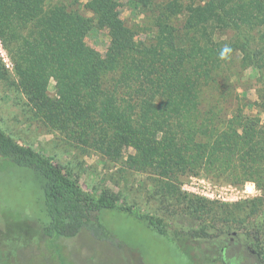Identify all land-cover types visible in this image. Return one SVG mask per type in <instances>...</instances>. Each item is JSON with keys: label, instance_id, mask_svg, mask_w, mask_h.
<instances>
[{"label": "trees", "instance_id": "1", "mask_svg": "<svg viewBox=\"0 0 264 264\" xmlns=\"http://www.w3.org/2000/svg\"><path fill=\"white\" fill-rule=\"evenodd\" d=\"M126 1L132 24L121 18L119 0H0V38L18 44L14 55L27 66L17 72L31 90L44 94L54 78L58 98H47L44 108L59 106L57 115L77 125L79 136L105 146L109 156L120 141L133 147L138 156L129 157L130 166L141 173L163 178L203 166L236 182H255L262 193L253 201L255 215L264 208V126L243 110L227 119L213 107L223 98L219 90L230 92L233 73L225 64L232 55H241V68L264 69V0ZM92 31L107 32L103 55L85 42ZM0 159L36 177L49 242L99 229L108 212L140 220L167 240L201 237L174 231L105 191L84 189L49 157L1 129ZM243 247L225 242L209 261L264 264Z\"/></svg>", "mask_w": 264, "mask_h": 264}, {"label": "rangeland", "instance_id": "2", "mask_svg": "<svg viewBox=\"0 0 264 264\" xmlns=\"http://www.w3.org/2000/svg\"><path fill=\"white\" fill-rule=\"evenodd\" d=\"M119 3L121 18L132 24V9L126 0ZM85 42L102 55L109 45L106 31H92ZM17 45H6L0 38V129L49 157L84 189L105 191L119 203L163 219L174 231H195L201 237L167 240L140 220L108 212L99 229L49 242L42 232L47 220L36 177L0 159V264H213L209 258L220 256L225 242L231 245L234 240L245 246L242 253L246 250L264 261V208L250 214L253 201L262 196L255 182H236L203 166L163 178L155 171L141 173L130 166L129 157L138 156L136 150L121 141L111 150L112 156L105 154V146L100 148L90 136H79L77 125L57 115L59 106L53 105L51 112L44 108L47 98H58L55 80L50 79L44 94L31 90L17 72L27 66L23 57L14 55L12 47ZM236 54L225 64L227 74L233 73L230 92L219 90L223 98L213 109L227 119L243 110L264 126V69L241 68V55Z\"/></svg>", "mask_w": 264, "mask_h": 264}, {"label": "clouds", "instance_id": "3", "mask_svg": "<svg viewBox=\"0 0 264 264\" xmlns=\"http://www.w3.org/2000/svg\"><path fill=\"white\" fill-rule=\"evenodd\" d=\"M228 50H229V49H227V48L225 49V51H228Z\"/></svg>", "mask_w": 264, "mask_h": 264}]
</instances>
